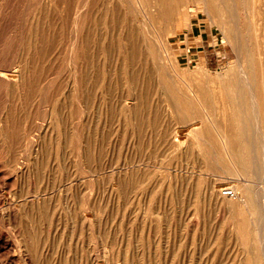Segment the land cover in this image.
<instances>
[{
    "label": "rangeland",
    "instance_id": "obj_1",
    "mask_svg": "<svg viewBox=\"0 0 264 264\" xmlns=\"http://www.w3.org/2000/svg\"><path fill=\"white\" fill-rule=\"evenodd\" d=\"M74 2L40 0L32 6L27 0H0V42L46 22L53 27L49 33L61 37L57 41L60 61L65 37L75 33ZM120 3L96 0L82 7L92 27L91 78L77 90V109L67 108L65 116L74 121L79 133H73L71 126L66 130L50 102L26 106L18 101L16 110L4 104L22 130L31 128L43 155L35 159L28 156L26 146H0V264H132L133 260L137 264H244L254 258L255 247L264 244V214L251 203L245 204L243 191L236 188L239 181H251L242 175L237 178L230 157L223 155L225 146L205 151L203 146L189 144L194 136L187 132L185 120L170 113L168 107L173 104L167 87L150 80L154 77L150 63L138 66L136 84L126 80L121 66L122 51L128 46L118 34V22L113 32L98 24L108 7ZM219 7L220 21L197 11L190 22L163 26L161 34L168 44L166 53L185 70L182 73L191 72L192 79L187 77L195 87L209 91L211 101L204 99L206 105L221 109L227 94L252 89L263 97L264 85L253 88L252 82H223L231 68L246 77L250 63L244 57L238 61L237 45L228 36L239 30L235 11L226 3ZM115 16L120 18L121 12ZM199 78L206 80L205 86H197ZM213 79L224 84L217 86ZM133 93L138 107L124 110L121 100ZM48 124L49 132H41ZM171 130L178 140L174 146ZM258 159L264 163L262 154ZM228 163L230 169L225 171ZM21 168L26 171L19 175ZM262 180L264 175L251 184L264 187ZM225 188H235L236 194L215 203ZM83 201L102 210L107 233L101 238L92 226L94 220L85 230L73 222ZM88 214L93 216V212ZM243 219L240 226L238 221Z\"/></svg>",
    "mask_w": 264,
    "mask_h": 264
},
{
    "label": "bare ground",
    "instance_id": "obj_2",
    "mask_svg": "<svg viewBox=\"0 0 264 264\" xmlns=\"http://www.w3.org/2000/svg\"><path fill=\"white\" fill-rule=\"evenodd\" d=\"M27 1L34 6L40 0ZM94 1L96 0H75L73 4V13L77 15L74 20L75 33L65 37V51L60 53L61 59L58 62L57 41L61 37L55 33H49L52 26L46 22H42L41 27L39 24H36L34 28L28 27L29 33L11 35L12 37L5 36L3 41L1 40L0 108L1 106L4 108L5 102V108L16 110L18 101H22L26 106L36 101L40 103L47 101L52 104V110L60 117V123L66 127V130L69 132L71 126L74 127L73 133H79L80 129L75 127L74 121L65 116L67 115V108L77 109L74 106V102L77 100V90L91 78L88 62L92 55V36L89 34L92 27L91 21L87 22L89 19L88 11L82 10V7ZM120 1L121 3L117 6L112 5L105 10L98 24L106 26L107 31L113 32L116 28L114 23L115 21L118 22V34L126 40V46H128L122 51L121 66L122 74L126 80L136 84L140 80L138 66L143 61L146 64L150 63L151 74L154 76L150 77V80H157L167 87V94L172 99L173 104L168 107L170 113L172 115L177 113L180 119L185 120L187 132L194 136V142L192 140L189 144L195 143L203 146L205 151H209L210 148L217 149L219 146H225V148L223 147L226 151V154H223L225 159H227L226 155L228 154L232 161L230 163H233L235 167L232 166L233 164L230 165L235 169L234 171L238 176L242 175V177H246L244 178L246 181H251L250 184L239 181L241 183L236 188L243 191L245 204L251 203L254 209L261 210L263 215L264 187H256L251 183L252 181L255 182L260 175H264V163L262 164L258 159L260 154L264 156V146H257L264 144V93L262 97L260 92L252 89L241 91L238 95L232 92L225 97L227 100H223V108L206 105L205 100L211 101L209 91L200 87L196 88L195 83L191 80L193 76H190L191 72L188 70L186 71L189 72H187L189 75L184 73L186 75L184 77L182 71L185 70H180L178 64L169 57L170 54L166 53L168 44L162 37L161 31L165 25L178 26L179 22H190L197 11L207 12L214 21L216 20L215 22L220 21L218 20V12L222 11V8L219 7V4L226 3L232 11H235L238 17L237 22H239L238 33L236 35L231 33L228 36L233 40L232 43L235 42L237 45L238 52L236 46L235 49L238 53V61L244 57V60H248L250 63V68L246 77L240 76L237 73V68H231L230 76L225 77L223 82L235 81L244 84L252 82L253 88L264 85V0ZM194 5H198V8H195ZM121 6L124 8L123 12ZM116 12H121L120 18L115 16ZM136 14V17H132ZM182 16L184 18H181ZM128 17L130 18L129 24L125 27V21ZM94 23L97 25V21ZM226 23L229 22L226 21ZM99 40L103 47L105 40L103 31L99 35ZM121 44L119 43L120 47ZM187 76H190L191 79ZM204 77H202L203 79L199 78L200 82L198 81L197 86H205L206 80L205 82L201 81V79L204 80ZM211 81L216 83L214 79ZM223 82L220 80L216 84L219 86L224 84ZM173 83L180 85V87H176ZM8 96L11 98L7 99ZM129 96L130 94L123 102L121 100L122 108L124 110H136L139 104L137 96L134 93L133 97ZM236 97H240V99L236 100ZM249 97H253L251 101H249ZM242 98H245V101ZM5 108L2 110L3 114H0V146H12L13 144L26 146V149L30 151L27 153L29 157L32 155L35 159L41 157L43 152H40V143L38 139L32 136L31 128L22 130L16 123L14 116L6 112ZM19 116L18 114L17 119L20 121ZM219 118L222 121H219ZM176 119L179 121L177 117ZM50 127L51 124L44 126L41 132L48 133ZM58 130L59 123L57 121V132ZM169 135L171 144L174 146L178 143L177 135L174 130H171ZM227 146H230V150ZM217 157H219L218 153ZM228 167H223V169L225 171L230 169L229 163ZM25 171L26 169L21 168L19 175L24 174ZM263 182L264 180H262ZM211 192L217 191L213 189ZM224 194L215 198L214 202L221 203L225 200L227 195ZM26 203V199L21 201L22 205ZM87 205L86 201L80 203L78 206L79 213L72 216L73 222L78 221L82 230H85L87 224L93 223L94 220L95 225L92 226L101 238V235L106 232L102 225V210ZM89 212H93L92 217L88 214ZM243 222L245 219L238 221V224L241 226ZM255 249L254 258L246 259L244 264H264V244L260 247L256 246ZM132 264H137V260H133Z\"/></svg>",
    "mask_w": 264,
    "mask_h": 264
},
{
    "label": "built area",
    "instance_id": "obj_3",
    "mask_svg": "<svg viewBox=\"0 0 264 264\" xmlns=\"http://www.w3.org/2000/svg\"><path fill=\"white\" fill-rule=\"evenodd\" d=\"M223 193H225L228 196H234L235 195V191L232 188H225L223 190Z\"/></svg>",
    "mask_w": 264,
    "mask_h": 264
},
{
    "label": "crops",
    "instance_id": "obj_4",
    "mask_svg": "<svg viewBox=\"0 0 264 264\" xmlns=\"http://www.w3.org/2000/svg\"><path fill=\"white\" fill-rule=\"evenodd\" d=\"M207 61L210 62L212 60V57H210L208 54L206 55Z\"/></svg>",
    "mask_w": 264,
    "mask_h": 264
}]
</instances>
